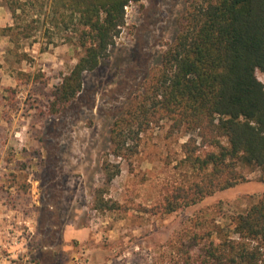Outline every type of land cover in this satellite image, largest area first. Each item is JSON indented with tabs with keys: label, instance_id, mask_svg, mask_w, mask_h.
I'll list each match as a JSON object with an SVG mask.
<instances>
[{
	"label": "rangeland",
	"instance_id": "rangeland-1",
	"mask_svg": "<svg viewBox=\"0 0 264 264\" xmlns=\"http://www.w3.org/2000/svg\"><path fill=\"white\" fill-rule=\"evenodd\" d=\"M188 2L129 5L110 56L85 74L80 96L58 115L48 111L52 91L83 51L62 33H46L48 25L18 47L0 34V202L33 219L36 231L29 259L17 264H174L187 251L198 252L189 248L193 234L206 237L215 224L231 230V216L264 194L260 169L245 166L246 179L236 186L165 214L166 197L188 183L191 171L180 163L187 136L170 134L164 121L140 135L131 159H118L121 173L105 198L120 207H95L97 190L105 186L110 128L161 63ZM13 23L0 0V28Z\"/></svg>",
	"mask_w": 264,
	"mask_h": 264
},
{
	"label": "trees",
	"instance_id": "trees-1",
	"mask_svg": "<svg viewBox=\"0 0 264 264\" xmlns=\"http://www.w3.org/2000/svg\"><path fill=\"white\" fill-rule=\"evenodd\" d=\"M4 1L14 23L0 28V34L15 46L48 25L46 33H62L83 51L52 91L48 111L58 115L80 96L85 74L110 56L127 25V7L142 0ZM259 73L264 74V0H189L161 63L110 128L111 148L102 162L105 186L97 190L96 209L120 207L105 198L121 173L118 159H131L140 135L164 121L170 134L187 136L180 163L191 171L188 183L166 197L160 208L165 214L236 186L246 179L241 167L259 168L264 181V81ZM231 227L215 224L206 237L193 234L189 248L198 252L187 251L174 264H264V194L231 216ZM204 238L208 242L202 245Z\"/></svg>",
	"mask_w": 264,
	"mask_h": 264
},
{
	"label": "built area",
	"instance_id": "built-area-1",
	"mask_svg": "<svg viewBox=\"0 0 264 264\" xmlns=\"http://www.w3.org/2000/svg\"><path fill=\"white\" fill-rule=\"evenodd\" d=\"M35 235L33 219L22 217L20 211L7 202L1 203L0 264H17L29 259Z\"/></svg>",
	"mask_w": 264,
	"mask_h": 264
},
{
	"label": "crops",
	"instance_id": "crops-1",
	"mask_svg": "<svg viewBox=\"0 0 264 264\" xmlns=\"http://www.w3.org/2000/svg\"><path fill=\"white\" fill-rule=\"evenodd\" d=\"M37 200V198L34 200L35 201V203H36V205H38L39 204V200L38 201H36ZM7 204H9L8 202H7ZM10 205V204H9ZM0 206H1V202H0ZM11 206V205H10Z\"/></svg>",
	"mask_w": 264,
	"mask_h": 264
}]
</instances>
